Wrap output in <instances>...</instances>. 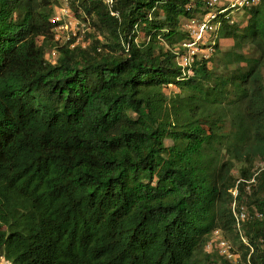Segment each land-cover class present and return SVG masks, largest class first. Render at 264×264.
Returning a JSON list of instances; mask_svg holds the SVG:
<instances>
[{"label": "trees", "instance_id": "16d2710c", "mask_svg": "<svg viewBox=\"0 0 264 264\" xmlns=\"http://www.w3.org/2000/svg\"><path fill=\"white\" fill-rule=\"evenodd\" d=\"M114 3L118 16L72 0L105 40L71 47L54 41L58 0H0V254L233 264L206 250L221 230L245 263L264 264V1L243 23L224 20L213 56L189 74L176 49L201 0ZM222 39L234 45L222 51ZM256 170L239 231L230 190Z\"/></svg>", "mask_w": 264, "mask_h": 264}, {"label": "built area", "instance_id": "2783aa9c", "mask_svg": "<svg viewBox=\"0 0 264 264\" xmlns=\"http://www.w3.org/2000/svg\"><path fill=\"white\" fill-rule=\"evenodd\" d=\"M110 10L112 15L118 16V12L114 10V0H103ZM264 0H201L202 4L199 10L190 17H183L181 21V28L186 33V36L179 42L176 49L177 60L182 67L184 73L192 72L194 65L210 59L215 52V44L218 39V34L224 20L234 22L236 16L244 15L250 8L261 4ZM63 6L54 12L52 21L55 23L54 41L60 44L62 40L59 32L62 30L72 31L76 35L74 28H70L73 23H78L74 18L70 0H63ZM195 7L190 5L189 8ZM75 24V25H76ZM74 37L68 38V41ZM77 40L71 44V47L77 45ZM57 48L53 50L52 54L57 55ZM263 164V163H262ZM264 164L262 165V167ZM260 170H256L254 175L250 178L238 176L235 185L231 188L230 193L233 197L231 204L232 213L236 219V228L242 231V224L248 218L247 208L240 201L241 189L250 192L256 185L257 176ZM244 239V238H243ZM247 243V240L244 239ZM217 251V253L226 258L231 263L240 258L233 250V245L225 236L223 237L219 231H215L211 240L207 244L206 250ZM0 264H13V261L6 256L0 254ZM245 264H252L247 261Z\"/></svg>", "mask_w": 264, "mask_h": 264}, {"label": "rangeland", "instance_id": "374dc122", "mask_svg": "<svg viewBox=\"0 0 264 264\" xmlns=\"http://www.w3.org/2000/svg\"><path fill=\"white\" fill-rule=\"evenodd\" d=\"M63 0H58V5L56 6L55 8V11L59 10L62 6H63ZM70 2H72V0H70ZM72 7V6H71ZM72 12L74 14V18L78 21V23H73L70 28H74V32L76 33V35H73L72 31H68V30H62L59 32V35L61 37L60 40H62L60 43V45H63L65 43L68 42V38L69 36L70 37H74L76 36V40H77V45L79 46H83V47H89L92 42H94V39L95 38H98L100 40H105V34L97 31L95 25H94V22H95V19L92 20L91 18H86L83 13H82V10H79V13H77L75 11L74 8H72ZM248 12V10H247ZM238 16V15H237ZM238 18V22H244L245 21V18L244 17H236ZM76 24V25H75ZM140 36L141 37H144V32H141L140 33ZM39 43H41V41L39 40ZM232 45H234V41L232 40H228V39H222L220 41V50L224 51V50H227L228 48L232 47ZM56 48H52V49H49L48 52H47V58L51 61H56L57 58H58V52H57V55H53L52 52L53 50H55ZM248 50V49H247ZM231 68H234V65L231 66ZM224 69L221 68L220 69V73L224 72L223 71ZM263 75H264V68H263ZM174 90L177 92L179 91L177 87H174L173 90H169V92H174ZM230 126V124H229ZM263 164L262 163H257V166H262ZM242 164L241 162L240 163H237L234 170H235V174L238 175V168L240 167L241 168ZM243 205L247 208V211L249 213V208L246 206V204L244 202H242ZM250 211H254V209L252 210V208H250ZM217 231V230H216ZM219 233L224 237H226V234L223 233L221 230H218ZM227 238V237H226ZM228 239V238H227ZM229 240V239H228ZM234 247H236L237 249H239V251L242 253V251L240 250V248H238V245L233 243ZM215 249H213L212 251H214ZM240 258L237 259L236 261L232 262L233 264H245L244 260L242 259L241 255H239ZM216 264H224L220 259H217V263Z\"/></svg>", "mask_w": 264, "mask_h": 264}]
</instances>
